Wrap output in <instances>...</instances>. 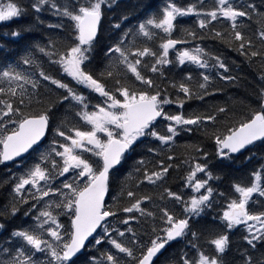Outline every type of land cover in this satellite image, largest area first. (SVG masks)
I'll list each match as a JSON object with an SVG mask.
<instances>
[{
	"label": "snow or ice",
	"instance_id": "1",
	"mask_svg": "<svg viewBox=\"0 0 264 264\" xmlns=\"http://www.w3.org/2000/svg\"><path fill=\"white\" fill-rule=\"evenodd\" d=\"M135 8L0 0V26L31 16L5 36L36 34L0 44V264H264V0ZM221 49L254 77L239 110L207 103L240 79ZM194 133L177 158V139ZM241 157L258 167L232 198L214 171ZM182 167L176 190L143 191Z\"/></svg>",
	"mask_w": 264,
	"mask_h": 264
},
{
	"label": "trees",
	"instance_id": "2",
	"mask_svg": "<svg viewBox=\"0 0 264 264\" xmlns=\"http://www.w3.org/2000/svg\"><path fill=\"white\" fill-rule=\"evenodd\" d=\"M180 5H185L189 2V0H175ZM138 0H126V4L128 7L135 8L137 5ZM164 3V0H142V6L141 8H135V11L140 15L143 16L149 12H155L157 11ZM205 3L207 6H211L212 0H205ZM146 6V7H145ZM31 21V16L23 17L7 26H0V44H5L7 47L12 49H19L22 48L24 43L27 39L31 38L33 34H28L25 38V40L16 41L14 38H11L9 36H5L3 33L9 31L10 29H15L20 27L21 25L27 24ZM135 22V21H133ZM191 18H185L184 23H190ZM256 25H252V29L255 30ZM207 44V47L211 49L212 51H216L217 48H220L219 44H213L211 42H205ZM180 47V46H178ZM221 54L223 57L227 59V61L234 65L237 69L236 75L240 77L238 82L236 84L228 85V84H219L221 88L224 89L222 93L217 94L216 97L208 99L207 103L209 106L213 104H224L228 103L229 106L235 105V107L239 110L241 107V102H248L249 97L253 91V83H254V77L252 73L240 63V59L236 56L234 52L231 50H224L221 49ZM0 55H9V53H5L3 49H0ZM194 69V66H189ZM193 75L195 76L196 73L193 71ZM192 105V108H199L200 105L196 101L189 102ZM186 109L189 111L192 110V108H189V106L186 104ZM198 134H192L191 136L182 135L179 137L176 141V145L173 149L175 156L177 158H182L184 154V147L187 143L194 142L197 138ZM209 151H211V148L209 146ZM258 165L256 164V161H253L252 163H248L246 160L243 159V157L240 158L235 164L228 165L225 167L223 172H216L214 171V175H220L221 179L214 182V187H216L219 191H222L226 194V196L234 198V195L231 191L230 184L233 181L241 182V183H248L249 180V173L252 170V168ZM11 167V165H9ZM214 169H216L217 165L213 164L212 166ZM15 169H13L14 171ZM6 173L7 169L4 168L3 165H0V180L6 179ZM185 174V169L182 167L178 171L170 170L169 178L163 182V184L155 187V188H144L143 191L147 194L151 195H158L162 193L164 187H170L173 190H176L178 185L181 183V179L183 175ZM7 193V185L5 187L0 188V205H2L5 202ZM227 201L224 199L219 200L218 205H214L213 210L211 212V216L208 217V219H211L212 216H218L222 209L226 206ZM22 221L20 219H17L15 221H12L9 224V227L19 225ZM219 223V222H218ZM243 232V228L234 231L233 233H230V239H232L235 244L234 246H242L241 242V234ZM174 249L178 250L181 245H174ZM235 255V252H232L229 254L228 259H231Z\"/></svg>",
	"mask_w": 264,
	"mask_h": 264
},
{
	"label": "water",
	"instance_id": "3",
	"mask_svg": "<svg viewBox=\"0 0 264 264\" xmlns=\"http://www.w3.org/2000/svg\"><path fill=\"white\" fill-rule=\"evenodd\" d=\"M9 163H11V162H9Z\"/></svg>",
	"mask_w": 264,
	"mask_h": 264
}]
</instances>
